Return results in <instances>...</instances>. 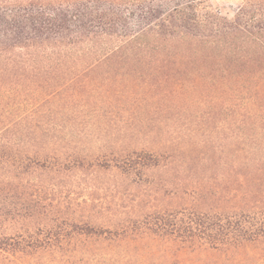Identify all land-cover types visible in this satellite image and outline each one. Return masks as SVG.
I'll list each match as a JSON object with an SVG mask.
<instances>
[{"label": "trees", "instance_id": "obj_1", "mask_svg": "<svg viewBox=\"0 0 264 264\" xmlns=\"http://www.w3.org/2000/svg\"><path fill=\"white\" fill-rule=\"evenodd\" d=\"M97 77L106 102L139 101L128 118L127 105L107 111L105 123L139 120L150 102L163 112L193 104L205 108L200 114H227L229 140L165 151L125 144L84 156L90 131L84 108L71 103L84 98V78ZM197 147L215 158L201 156L193 174L182 160L174 167V151ZM86 162L123 176L118 207L135 202L139 184L182 202L109 215L99 232L88 223L84 232V199L58 201L49 187L54 174ZM156 169L165 177L153 183L147 172ZM84 233L102 246L75 242ZM144 240L166 264H264V0H243L231 18L210 0H0V264L79 255L118 264L132 256L116 250L120 243Z\"/></svg>", "mask_w": 264, "mask_h": 264}, {"label": "rangeland", "instance_id": "obj_2", "mask_svg": "<svg viewBox=\"0 0 264 264\" xmlns=\"http://www.w3.org/2000/svg\"><path fill=\"white\" fill-rule=\"evenodd\" d=\"M210 2L223 15L231 18L235 15L243 0H210ZM102 82L103 79L98 77L90 80L84 78V84L79 86L85 90L84 98H76L71 103L73 110L78 111L84 108V132L90 131L88 137L84 136V156L85 154L91 156L92 154H102L103 152H116L120 146L125 144H133L131 147L143 146L148 149L153 148L165 151L169 150L168 147L174 146L173 143H185L194 147L196 145L195 142L201 139L204 140L201 143L202 146H217L219 142L225 144L229 140L230 129L228 127L229 119L227 114L215 113V115H209L208 111L200 114L205 108H200L198 105L193 106V104L188 106L190 108L188 112L175 108L163 112L157 103L150 102L147 105V110H142L143 113L139 117V120L134 119L129 124H122L114 119L111 120L112 122L105 123L100 116L107 111L116 114L119 111L118 109H120L119 104L127 105V110L123 112V116L128 118L130 114L138 111L139 106L137 103L139 101L132 100L120 103L117 97V99L106 102V93L104 92L106 85ZM56 108H59V106ZM211 116L213 119L207 122V118H211ZM121 126H123V129H121ZM208 148L197 147V150L195 149V152L192 154L174 151V167L178 168L182 160L187 167L186 173L193 174L200 166L198 162L201 156H208L212 160L215 158V156L211 158L213 151L211 147L210 149ZM210 159L208 160L210 161ZM209 161L206 162L204 167L213 170L211 166L213 164ZM175 174H178V171H175ZM147 175H149L150 180L154 181L153 183L159 182L165 177V173L160 169L147 172ZM122 178L123 176L116 169L96 165L89 166L86 162L83 169L57 175V177L54 174L51 179L53 183L50 185L49 191L51 192V196L58 201L69 203L78 199H84V227L80 226L84 228V232L91 230L88 228L87 223L90 226H95V231L99 232V229L103 225H106L104 220L109 215L116 219L125 215L130 216L129 214L132 211L141 213L143 210H147L148 206L161 208L163 206H170L173 203L180 204L182 202L178 201L177 198L164 196L161 193L154 192L156 194L154 196L152 191L156 188L157 184H154V186L139 184L132 188L134 194L129 195L135 202L132 203V200L125 201L123 203L124 207H118L115 204L118 190L124 191L127 188L125 184L119 187ZM174 179L179 181L175 177ZM150 194L154 197L158 196V198L154 201ZM136 195H140V197ZM122 212L125 213L121 214ZM74 240L75 242H81L78 243L81 245L83 243L91 244L94 248L101 247L103 244V239L98 234H90L88 236L84 233L82 236L78 235V239ZM119 245L120 247L116 248L117 251L122 253V255H126V251H129L132 256L129 262L120 258L118 264H144L146 256L148 257L147 260L154 264L167 263L160 255L149 256V242L145 240L136 242L135 245H139L136 248L125 245V241ZM146 250L148 251L147 254ZM145 254L144 258L143 255ZM94 256L79 255L69 258V262L66 261L65 264H113L110 258H105L101 255V258ZM170 260L172 262L175 261V257L170 258Z\"/></svg>", "mask_w": 264, "mask_h": 264}]
</instances>
